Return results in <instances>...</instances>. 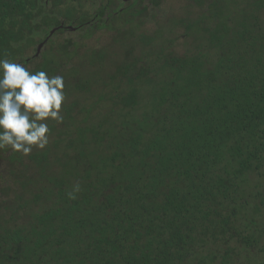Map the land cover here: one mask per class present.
I'll return each mask as SVG.
<instances>
[{"label":"trees","instance_id":"trees-1","mask_svg":"<svg viewBox=\"0 0 264 264\" xmlns=\"http://www.w3.org/2000/svg\"><path fill=\"white\" fill-rule=\"evenodd\" d=\"M88 3L33 67L64 76L63 121L0 151V264H264V0H135L107 24ZM47 5L0 0V55L58 24Z\"/></svg>","mask_w":264,"mask_h":264},{"label":"clouds","instance_id":"clouds-1","mask_svg":"<svg viewBox=\"0 0 264 264\" xmlns=\"http://www.w3.org/2000/svg\"><path fill=\"white\" fill-rule=\"evenodd\" d=\"M65 100L64 76L0 55V151L26 156L33 147L44 149L51 134L48 121H63ZM80 190L76 183L67 195L75 199Z\"/></svg>","mask_w":264,"mask_h":264},{"label":"flooded vegetation","instance_id":"flooded-vegetation-1","mask_svg":"<svg viewBox=\"0 0 264 264\" xmlns=\"http://www.w3.org/2000/svg\"><path fill=\"white\" fill-rule=\"evenodd\" d=\"M41 1L48 3V5L42 7L41 12H40L41 15L38 14V16L39 17H41V16L42 17H50L54 21L57 19L58 24L54 23L51 27L47 28L43 32H40L39 27H37L36 31L39 32V34L34 38L33 43L35 46L34 47L25 46L22 48L21 51L23 54H25L24 57L22 58V63L29 64L32 67L38 66V63L40 61H42V59H43L42 52H44L45 49L48 48L50 59H53L55 57V44H56V42H62L63 44H68L67 46L69 47L71 44L70 39L72 36V32H75V31H76V33L79 32V30L76 29L74 26H72L71 22H69L70 20H69L68 16H70V10L68 9L67 4H70V0H60V1L64 2L63 8L65 10L67 17L60 15L61 9L59 8L60 9L59 10V9L55 8V4H53V0H41ZM86 1L87 0H85V2ZM92 1L93 0H90V3H88V8H90L92 6ZM129 1H135V0H112V2L110 0H106V1L104 0V2L98 0V5L101 7V10H92L90 12L92 14H94L95 16H97L101 12L102 17H104V19H105L104 20L105 24H107V22L110 20V17H108L110 14L109 12L115 13V12L121 10L124 3L129 2ZM137 1H141V3H143V4L148 3L150 5L153 4V1H158V4L160 7H156V8H159L160 10L162 9V12H164L165 0H137ZM58 3H59V6H61V3L60 2H58ZM103 3H105L106 6H103L102 5ZM153 5H156V3H154ZM99 6H97V7H99ZM88 12L89 11H87V13ZM56 13H58L57 17H56ZM97 21H98V18H95V17H92L89 20H85L83 22V25H82V26H84L83 29H85L90 24L91 25L93 23L95 24ZM63 31H65V32L63 33ZM21 45H24V43ZM68 51H70V48L68 49ZM47 58L49 60V57H47ZM18 60L21 61V59H18ZM64 60H65L64 62H68L69 58L65 57Z\"/></svg>","mask_w":264,"mask_h":264},{"label":"rangeland","instance_id":"rangeland-1","mask_svg":"<svg viewBox=\"0 0 264 264\" xmlns=\"http://www.w3.org/2000/svg\"><path fill=\"white\" fill-rule=\"evenodd\" d=\"M190 1L191 0H166V3L164 4V12L165 13H171L172 15H179V16H181V14H180L181 8H183ZM183 10H184V8H183ZM64 32L65 31H63V33ZM93 38L95 39V43H96V39L98 38V36H94ZM179 41H180L179 42L180 44H183V38H180ZM91 43H92V39H91V42L89 44H91ZM259 245L260 246H263L264 245V240H263V242H259ZM244 255H247V253H244ZM243 262H244V264H246L245 259H243ZM218 264H220V263H218ZM252 264H253V262H252Z\"/></svg>","mask_w":264,"mask_h":264},{"label":"water","instance_id":"water-1","mask_svg":"<svg viewBox=\"0 0 264 264\" xmlns=\"http://www.w3.org/2000/svg\"><path fill=\"white\" fill-rule=\"evenodd\" d=\"M52 31H53V30H52ZM52 31H51V32H52Z\"/></svg>","mask_w":264,"mask_h":264}]
</instances>
